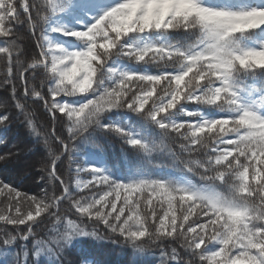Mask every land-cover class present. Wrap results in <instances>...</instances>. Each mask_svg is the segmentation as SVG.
<instances>
[{
    "label": "trees",
    "instance_id": "obj_1",
    "mask_svg": "<svg viewBox=\"0 0 264 264\" xmlns=\"http://www.w3.org/2000/svg\"><path fill=\"white\" fill-rule=\"evenodd\" d=\"M257 1L264 3V0H198L202 6L229 11L251 9ZM19 3L20 0H17L18 6ZM30 3L41 6L45 0H30ZM118 5L119 3L115 0H52L51 6H45L48 20L41 26V29L33 30L22 10L19 12L22 22H13L9 25L15 35L23 38L18 41L23 48V53L13 52L11 62L5 55L0 54V104L6 102V107H0V115H8L5 124L0 125V157H6L0 160V181L16 188L22 194L26 193L38 198L47 196L48 199H45V202L51 203L53 196L64 195V185H61L59 180L49 177L52 161L59 156L60 159L56 161L57 174L69 187L73 199L70 201L64 198L57 208H50L48 212L36 218L37 223L33 225V233L27 239H21L14 226L0 222V264H186V261L191 259L190 252L181 247V242L176 237H165L153 243L146 234L145 237L134 242L130 238L110 233L102 224H95L88 220L86 214L82 216L77 213L73 205L74 200L91 197L93 194H97L96 198H99L103 191H107V185L103 184L78 189L77 180L87 182L92 180V176L90 173L77 174L75 171L77 166L81 168L95 166L115 182L134 183L141 180H159L181 186L180 181L185 180L194 187H206L222 194H227L229 190L226 182L206 180L199 174L188 171L185 161L189 159L190 154L180 147L186 141L175 133L166 136L165 130L160 128L159 124L147 114V109L152 104L151 100L145 104L143 112H136L127 107L106 110L99 117V125L94 123L84 132L73 136L68 131L71 122L66 113H60L58 109L49 110L52 101L49 93L51 81L44 80L43 70L29 69L24 72L25 80L19 78L22 69H18L15 63L17 56L22 60L27 58L28 62L32 56L39 57L41 49L37 47V40L41 31L54 44L63 45L69 51L84 50L86 48L84 42L75 37L66 36L63 32L84 30L105 11ZM33 18H35L34 12ZM54 28L62 29L63 32L53 31ZM236 35L243 49L264 50V26ZM13 38V36L7 38L0 36V47H6V41ZM195 39V35L190 31L161 29L144 33H129L121 43L133 48H143L148 45H173L183 48ZM103 42L97 40V43ZM111 51L102 71L107 75V69L112 68L116 70V73L112 80L105 79L104 86L106 87H111L119 79V74L123 72L160 75L161 73H176L179 70L175 66H165L159 62H146L147 57L146 61H137L134 57L121 52L119 46ZM9 68L12 72L11 77L8 76ZM6 79L8 83H5ZM232 84L233 90L237 93V105L248 107L264 116V68L242 70L234 75ZM14 86L15 98L12 92ZM215 86H220L219 81ZM159 87H163V82ZM26 88L27 96L25 95ZM33 88L41 93L43 100L32 94ZM102 90L103 88L99 87L95 92L72 97L61 95L56 99L61 103L79 105L88 99L95 98ZM128 98L130 99V96ZM17 103L24 107H15ZM181 108L183 112L165 120L195 123V121L202 122L237 115V112L232 110H220L215 105H203L194 101H181L177 109L171 111L178 112ZM187 113L198 115L189 116ZM105 125L119 128L123 134L112 130V127H104ZM57 136L68 145L67 151H65L64 144H60L56 139ZM228 138L236 139L233 135L226 137ZM129 139H138L144 147L130 145ZM191 157L206 159L204 150L193 151ZM23 160H28V162L23 164ZM241 162H244L243 158ZM197 171L201 175L211 174L203 173L202 169H197ZM125 194L127 193L122 192V196ZM149 196L152 198L157 215L155 221L151 215L152 208L145 207V201ZM137 197L140 199V221L145 228L154 232L159 224L158 218L163 216L168 208L166 203L162 204L165 198L161 196L157 199L156 194L151 193L150 189L142 193L135 191L131 193L132 199ZM106 199L113 200L114 197L110 195ZM116 203L119 208L123 205V199ZM8 204L7 190H5L4 194H0V209H6ZM22 208L26 212L29 210V205L23 204ZM175 209L177 224H179L182 211L178 199L175 202ZM110 210V207L104 209L105 212ZM199 211L197 209L196 213L190 216V222L207 223L209 217L199 215ZM49 212L54 215H49ZM127 215L129 212L126 209L121 219L123 220ZM69 221L88 234L73 235L68 242L59 246L58 242L67 233L75 230L69 225ZM168 223L169 219H166L165 224ZM130 224L132 230H136V222L132 221ZM20 229L25 233L27 231L24 225H21ZM186 229L187 223L185 231ZM93 232L97 235H93ZM7 234L17 238L11 244H4L3 239H7ZM219 247L218 242H212L202 250L205 253H211ZM173 249L176 250V259H172Z\"/></svg>",
    "mask_w": 264,
    "mask_h": 264
},
{
    "label": "clouds",
    "instance_id": "obj_2",
    "mask_svg": "<svg viewBox=\"0 0 264 264\" xmlns=\"http://www.w3.org/2000/svg\"><path fill=\"white\" fill-rule=\"evenodd\" d=\"M0 3H6V0H0ZM45 6L46 0L40 6L42 14L37 23H47ZM126 17L127 9L117 6L101 16L88 32L74 30L63 32L66 36L84 42L86 44L84 50L69 51L63 45L54 44L47 35H43L39 57L32 56L28 62L27 58L22 60L17 56V67L22 69V72L42 69L44 80L51 81L49 89L53 101L61 95L68 97L84 95L102 87L103 90L98 96L82 104L72 105L63 102L52 105L67 114L73 127H79L82 122L91 121L94 124L99 121L100 115L104 112L102 109L118 102L122 91L121 85L125 80L137 78L159 83L171 75L166 73L163 77L143 76L138 73L123 72L111 87L104 86L105 79L112 80L116 73L115 69L109 68L105 75L102 69L106 62L102 63L99 59V53L103 50L107 61L112 53L111 49L116 47V40L109 36V32L115 33L117 39L129 33L161 29L165 31L187 29L192 32L196 39L183 48L173 45L133 48L125 45L129 47V51L124 53L137 61H146L145 57H148L146 62H159L179 69L175 75H171L164 89V94L170 93L172 99L166 104L154 106L151 117L153 120L155 115L160 113H166L163 119H171L172 116L183 112V108L178 112L171 111L177 109L181 101H195L203 105H215L220 110L237 112L234 119L228 117L205 120L199 125L189 124L182 132L177 129L178 136L186 141L184 145L199 144L200 147L196 151L204 150L206 157L201 160L192 158L190 154L189 159L185 161V167L200 176L202 175L197 169L207 167V173L211 174L203 176L206 180L214 181L218 176L223 178L227 175L226 183L229 190L227 194H222L214 189L202 191L175 186L168 182L164 191L170 209L175 211L176 200L173 193L179 188L184 192L181 198L183 201H199L201 207L215 214L213 235L208 238L207 244L218 242L220 247L216 251L205 253L201 248L205 241L201 238L200 242L196 243L197 235L192 230L187 233L182 232L176 238L180 240L181 247L191 254V259L187 260L186 264H203L205 260L207 264H264V172L259 170L251 172L247 163L241 162V158L247 160L249 153L255 155L259 152L264 156V116L248 107L238 106L234 98L235 93L229 91L233 87L235 74L242 70L264 68V50L243 49L236 35L264 25V10L226 12L202 6L196 0H180L179 6L174 5L166 17H157L150 21L139 18L129 21ZM101 21H106V26ZM11 36L14 38L6 42L7 46L0 47V53H7L8 60H11L13 52L23 53V48L18 43L23 38L14 33ZM98 39L104 42L98 44ZM10 72L11 68L8 69V73ZM205 77H207L206 83ZM217 80L224 84L223 88L213 87ZM197 90L200 94L194 95ZM32 91L41 94L35 88ZM224 93L228 94L224 95ZM0 107H6V102L0 104ZM159 126L165 129L164 124ZM180 128H183V123ZM169 134L165 131L166 136ZM229 134L237 137L235 141H227L234 143L235 147L222 149L215 156V163L209 165L213 157L207 150L212 148L213 142ZM237 153V159L232 164L217 167ZM89 168L98 170L95 166ZM160 183L163 184L164 181ZM86 186L87 182L76 181L78 189ZM66 192L68 199L72 201V193L68 186ZM43 199L45 202L48 197L45 196ZM51 200V203L45 202L43 206L55 207V200L53 198ZM135 211L139 216V209ZM135 219L136 217L134 221ZM172 219L175 222L177 217L173 216ZM7 238L11 242L14 235L7 234Z\"/></svg>",
    "mask_w": 264,
    "mask_h": 264
},
{
    "label": "snow or ice",
    "instance_id": "obj_3",
    "mask_svg": "<svg viewBox=\"0 0 264 264\" xmlns=\"http://www.w3.org/2000/svg\"><path fill=\"white\" fill-rule=\"evenodd\" d=\"M197 3L198 0H196ZM52 0H46V6H51ZM180 0H123L122 3H120L118 6H121L124 9H127V19L129 21L133 19H143V20H154L157 17H166L171 11L174 5L179 6ZM117 7V6H115ZM112 7L111 9L115 8ZM110 10L105 11L102 15H100L98 18L95 19V22L91 25L87 26L84 30H74V31H80V32H88L90 29L94 27L96 24V21L101 19V16L106 15L109 13ZM20 10L23 11V13L27 16V20L29 22L30 27L35 30L37 28L41 29V26L43 24L37 23L39 20L42 9L40 6L30 3V0H20L19 6L17 5V0H6V3H0V36L3 37H10L13 33V29L9 26L13 22L21 23L19 12ZM219 11H229V10H219ZM33 12L35 13V18H33ZM48 15V12H47ZM101 23H105L106 21H101ZM54 31H62V29H56L54 28ZM185 31H188L185 29ZM33 34H35L33 32ZM114 34V35H113ZM109 36L116 40V47H120V51L123 53H126L129 51V47H125L124 44H122L123 38L117 39L115 33L109 32ZM43 38V32L41 31V35L37 40V47L40 48L41 40ZM7 42V41H6ZM99 44V43H98ZM261 51V50H256ZM112 52V51H111ZM8 56L7 53H0ZM151 55V53H150ZM99 59L102 63L106 62V57L103 55V50L99 53ZM146 59V57H145ZM148 59V57H147ZM13 60V55L11 57V60H8L11 62ZM17 65V59L15 61ZM166 73H161L160 75H144L143 76H165ZM12 72L8 73V76L11 77ZM171 75H175V73H171ZM171 75H168L166 79H162L159 83L155 82L154 80H145V79H137L133 78L130 80H125L123 84L121 85L122 91L118 98V102L115 104H112L110 106H105L102 110H110L112 108L116 107H127L133 111L136 112H143L144 106L146 103H148L149 100L152 101L151 107L147 109V114L152 117V110L154 109V106L158 107L162 104H166L169 100L172 99V95L164 94V89L168 85V81L171 79ZM195 75V73H194ZM19 78L21 80H25L24 72L19 73ZM204 81L206 83L207 77L204 78ZM219 81V80H217ZM217 81H215L213 87L215 86ZM163 82V87H159ZM5 83H8V79L5 80ZM219 84L221 88L224 87V84L219 81ZM232 93H235V99L237 100V93L233 90V87L229 90ZM13 92V98H15L16 89L15 86L12 89ZM49 93L51 94V91L49 89ZM32 94L36 96L37 98L43 100L44 97L40 94H36L32 91ZM200 92L197 90L194 95H199ZM228 93H224V95H227ZM25 95H28L27 88L25 89ZM98 96V95H96ZM130 96V99L128 98ZM153 96H155V99H153ZM195 102V101H194ZM47 104V101H45ZM61 103L60 101H51L50 105V111L57 110L61 112V110L58 107H52L53 104ZM131 105V107H129ZM17 108H23L24 105L17 103L15 105ZM164 114V115H161ZM166 113H160L158 115H155L154 121H156L157 124H164L165 125V131H168L169 133H177V129L179 128L180 131L185 130L189 124L192 125H199L202 124V122L195 123H188V122H168L162 117L165 116ZM189 116H196L197 113H191L188 114ZM67 116V114H66ZM159 117V118H158ZM68 118V116H67ZM233 119L235 116L232 117ZM8 120V115H0V125L5 124V122ZM68 120L71 122V120L68 118ZM31 123V122H29ZM183 123V128H180V125ZM93 122L86 121L82 122L79 127H73L71 124V127H69L68 131L69 133H72L73 136L78 135L81 132H84L87 130V128L92 125ZM95 124L99 125L100 121H96ZM112 127V130L116 131L117 133L123 134V131L119 128H115L113 126H107ZM229 134L227 136H222L219 140L213 142L212 148H210V153L213 157L212 160L209 161V165L215 163V156L220 153V151L224 148H234V143H227V141H235L237 139H226V137H229ZM183 139V137H180ZM56 139L59 141L60 144H64L65 151L68 150V145L64 143L63 139L60 137H56ZM128 143L133 146L140 145L141 147H144V145L139 141L138 139H129ZM197 146L200 147L199 144H188L184 145L181 144L180 147L185 151L191 154L193 151H196L199 149ZM223 146V147H221ZM237 154L231 156V159H228L224 162L223 165H218L217 167H225L226 165L232 164L237 159ZM6 157H0V160H4ZM60 157L56 156L55 159L52 161V169L49 173L50 179L53 180H59L61 185H64L63 192L64 195L61 197L53 196L52 198L55 200V207L57 208L58 204L61 200L64 198H68L67 192H66V184L64 180L61 178L60 175L57 174L56 169V161L59 160ZM55 161V162H54ZM244 161V158H243ZM247 163L249 169L251 172H254L256 170H259L260 172H264V156H262L259 152H256L255 155L252 153L248 154L247 160L244 161ZM98 169V168H97ZM203 173H207L208 168H202ZM77 174L80 173H90L92 176V180L87 181V186L84 188H88L90 185H107V191H103V194L99 195V198L97 197V194H93L91 197H82V199H77L73 201V205L75 208V211L79 213L82 216H85L90 221H92L95 224H102L104 228H106L110 233L114 235H120L125 238H130L134 242H137V240L141 237H145L147 234V237L149 240H151L153 243H156L160 241L162 238L169 237V238H175L180 233L184 232L187 233L190 230L193 231L194 234L197 235L196 243L200 242V239L202 238L205 241L204 247L201 248L204 249L207 246L208 238L213 235V222L216 220V216L214 213L209 212L207 208L201 207L199 205V201L193 200L189 202L183 201L181 198L184 195V192L182 190L175 191L173 195L175 196V200L179 202L180 209L182 211V217L181 222L177 224V220L173 222L172 217L176 216L175 211L169 208L168 204L166 203V193L164 189L168 185V182H164L163 184L160 183L159 180H141L134 183H123V182H115L112 179H110L109 176L105 175L102 170H93L91 168H81L79 166L75 169ZM188 171H191L188 169ZM205 175H202V177ZM226 178L228 179L227 175H224L223 178H220L219 176L214 179V181H219L221 183L226 182ZM80 181V180H77ZM0 194H4L5 190H7L8 200L9 204L6 209H2L0 211V222H3L4 225H12L14 226L17 233H19V236L21 239H27L30 235L33 233V225L37 223L38 217L41 216L42 213L48 212L50 208L43 206L44 205V199L38 198L37 196H29L26 193L22 194L21 192L17 191L16 188L10 187L9 184L4 183L3 181H0ZM151 190V193H155L157 199H159L161 196L165 199L162 201L163 203H166L168 208L166 211H164L163 216L159 217V224L155 227L154 232L150 231L149 229L145 228L143 223L140 221V216H137V213L135 209H139L140 205V199L137 197L136 199L131 198L132 192H144ZM122 192L127 193L122 196ZM47 195V194H45ZM113 196V200H107L106 197ZM123 199V205L117 208L116 201ZM23 204L29 205V210L24 211L22 208ZM187 205V207H185ZM110 211L105 212V208H109ZM145 207H151V215L153 218V221L157 219L155 207L152 204V198L149 196V198L145 201ZM128 210L129 215H127L126 218L123 220L121 219L122 216H124L125 210ZM197 209H199V215L202 216H208L209 219L207 223H198L196 221L190 222V216L193 213H196ZM113 213H116L113 215ZM49 215H54V213L49 212ZM134 217H136V230H132V226L130 222L134 221ZM177 217V216H176ZM169 219V223L165 224V220ZM69 225H71L75 230L72 232L67 233L61 241L58 242L59 246H62L63 243H66L69 241L71 236L73 235H86L88 234L85 232L82 228L79 226L73 225L72 221L68 222ZM187 223V229L185 231V224ZM24 225L26 226V233L20 229V226ZM195 225V226H193ZM170 229V230H169ZM93 235H97L96 232L92 233ZM17 237L14 236V238L9 242L8 238L3 239L4 244H11ZM176 250L173 249V256L172 259H176L177 255L175 254ZM204 262H207L205 260Z\"/></svg>",
    "mask_w": 264,
    "mask_h": 264
},
{
    "label": "rangeland",
    "instance_id": "obj_4",
    "mask_svg": "<svg viewBox=\"0 0 264 264\" xmlns=\"http://www.w3.org/2000/svg\"><path fill=\"white\" fill-rule=\"evenodd\" d=\"M115 1H117L119 4L123 2V0H115ZM253 9L264 10V3L260 2V1H257V2H255L253 8L244 9L243 11H249V10H253ZM262 26H264V25H262ZM262 26H260V27H262ZM26 162H28V160H23L22 161L23 164H25ZM180 183H181L182 187L192 188V189H196V190H202L203 191V190L210 189V188H206V187H198V188L194 187L191 183H189L188 181H185V180L181 181Z\"/></svg>",
    "mask_w": 264,
    "mask_h": 264
}]
</instances>
